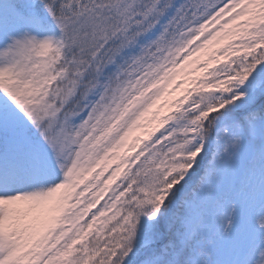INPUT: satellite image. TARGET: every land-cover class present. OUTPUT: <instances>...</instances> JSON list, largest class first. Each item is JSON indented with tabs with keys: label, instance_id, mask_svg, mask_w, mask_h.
I'll use <instances>...</instances> for the list:
<instances>
[{
	"label": "snow or ice",
	"instance_id": "snow-or-ice-1",
	"mask_svg": "<svg viewBox=\"0 0 264 264\" xmlns=\"http://www.w3.org/2000/svg\"><path fill=\"white\" fill-rule=\"evenodd\" d=\"M0 264H264V0H0Z\"/></svg>",
	"mask_w": 264,
	"mask_h": 264
},
{
	"label": "rangeland",
	"instance_id": "rangeland-1",
	"mask_svg": "<svg viewBox=\"0 0 264 264\" xmlns=\"http://www.w3.org/2000/svg\"><path fill=\"white\" fill-rule=\"evenodd\" d=\"M177 79H178V82H179L180 80L183 79V76L178 75ZM174 94H175V93H174Z\"/></svg>",
	"mask_w": 264,
	"mask_h": 264
}]
</instances>
